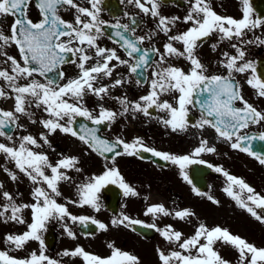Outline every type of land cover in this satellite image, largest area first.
Returning <instances> with one entry per match:
<instances>
[{
  "label": "snow or ice",
  "instance_id": "6c2138e0",
  "mask_svg": "<svg viewBox=\"0 0 264 264\" xmlns=\"http://www.w3.org/2000/svg\"><path fill=\"white\" fill-rule=\"evenodd\" d=\"M100 2L101 0H88L90 7L86 8L79 6L75 0H35L40 19L38 22H33L28 16L33 0H0V17H14L10 34L0 31V57L3 58L0 63L10 65V71L8 68L0 69V80L5 82L13 94L9 96L5 90L0 89V99L14 100L13 110H0V137L13 141V137L6 135L4 129L17 125L16 114L31 117L28 107L34 104L48 117L39 121L45 130V133L39 135V141H42L44 145L49 144L48 136L59 131L77 138L98 155L114 153L113 160L116 156L150 153L153 157L179 166L181 175L187 180L188 177L184 172L186 165L205 163L203 160L192 159L188 155L177 156L157 151L146 146L140 138L133 139L131 143L119 137L109 141L97 134L98 127L89 128L87 125H81L79 132L73 127L76 117H82L96 126L105 123L110 125L118 116L130 113L149 116V110L155 109L157 112L166 114V118H160V123L172 132L184 131L188 127L213 129L231 149L253 156L260 165L264 166V154L254 153L251 147V142L255 139L264 141V133L251 136L245 131L251 125L264 123V112L259 111L244 99L240 85L233 75L251 72L246 83L255 90L257 96L264 98V79L257 75L254 63L246 59L245 46L253 44L264 46V37L254 36L253 39H246L248 33L264 29V18L253 17L250 0H239L242 14L240 19L217 14L212 10L208 0H190V10L184 17L183 23L191 26L177 35H170V33L179 17L168 18L160 15V0H128L129 4H134L145 15L156 18L158 31L162 32L168 40L163 45V53L155 47H152L150 51L144 50L139 47L144 42L143 37L129 39L125 35V33L134 32V28L130 29L129 25L119 22L110 25L113 29H117L112 35L121 42V47L127 56L134 58L132 63L121 59L116 50L98 46L97 40L103 35L101 26L104 24L98 18ZM65 7L75 10V24L67 23L60 17L59 11ZM214 34L218 35L221 42L236 41L231 43L236 55L225 52L224 59L221 61V66L226 69L227 75H207L206 66L196 55V49L200 43ZM174 43L182 45L183 50L175 47ZM11 46L17 49L19 60L5 51ZM212 47L215 50L217 45L214 44ZM89 49L94 50L95 57L99 58L91 67L87 66L93 60V56L88 54ZM150 52L158 55L159 60L151 73L152 78L146 95L140 96L137 102H130L126 98H115L121 105L120 112L100 107L98 115H93L84 106L83 100L86 95L91 94L98 99H104L109 94L110 88L120 87L128 82L126 78L116 79L110 86L96 87L98 77H111L115 68L120 65L127 66L132 74H137L138 70L141 73L146 72L152 66ZM69 56L71 59H68ZM171 57H181L186 60L190 65L189 70L185 71L171 64L164 66ZM65 63L75 64L79 69V75L75 79L67 80L66 83L58 84L55 77L64 79L65 74L58 69ZM37 76L48 77L47 82H41L35 78ZM20 81L25 83L21 84ZM136 83L141 85L139 79ZM170 94H175V104L161 99L162 96ZM195 96H200L202 99L194 100ZM237 103L242 107H237ZM197 106L200 117L195 124L190 125V112ZM32 123L36 121L32 120ZM16 140L19 141L18 146H15V142L11 147L0 143V154L14 162L19 173L26 176L34 185L31 191L33 202L17 205L10 193L6 191L0 193V199L6 201L0 205V218L5 222L13 221L26 225L27 228L22 234L5 236L4 241L13 246L12 250H21L28 242L35 241L39 243V250L31 252L23 259L0 251V264H60L59 260L49 257L45 251L42 237L49 222H61L64 232L73 240L76 236L65 223L66 219L73 223L78 222L85 227L91 223L101 231H107V226L89 217L72 215L65 205L56 200V197L61 196L58 189L59 183L71 179L67 174L68 171H81L75 157L63 158L53 165L49 162L48 156L33 150L42 146L37 138L25 135ZM118 148L123 150L117 151ZM203 152L213 153L215 148L208 146L207 140L201 139L191 156L196 157ZM207 167L226 177L228 186L224 191L238 207L246 210L257 221L264 223V215L260 214L264 212V196L257 193L242 179L225 172L221 167H214L211 164H207ZM46 170H50L51 175L46 174ZM4 171L13 182L18 179L17 175L7 168ZM109 184L118 185L126 197L137 195V192L124 181L117 168L113 166L106 168L100 175L86 178L85 183L76 185L79 199L78 201L69 200L67 203L76 204L78 207L89 206L99 211L98 193ZM244 192L247 193L246 198L241 195ZM196 194L202 195L200 192ZM208 199L214 204L218 203L211 196ZM25 209H30V223L23 218L22 213ZM144 215H151L154 220L160 215L164 217L174 215L175 219L183 221L193 216V213L181 210L173 214L162 205H152L146 209ZM111 223L113 226L122 225L125 228L133 225L153 228L170 245L180 249L168 253L157 249L160 264H229L215 250L218 242L236 250L238 264H264V248H257L219 226L210 229L201 223L192 236L183 238L182 232L176 231L170 225L160 229L155 223L144 224L127 215L113 219ZM107 247L111 250V254L107 257L88 253L81 247H76L72 251L65 250L61 255L80 257L84 264H139V259L135 255L121 251L112 243H109Z\"/></svg>",
  "mask_w": 264,
  "mask_h": 264
},
{
  "label": "flooded vegetation",
  "instance_id": "af4514ba",
  "mask_svg": "<svg viewBox=\"0 0 264 264\" xmlns=\"http://www.w3.org/2000/svg\"><path fill=\"white\" fill-rule=\"evenodd\" d=\"M76 1L79 6L83 7L81 1L86 0ZM102 1L103 0H101L98 5V8L100 13L106 18H99V20L103 22H119L121 24L135 25V31L133 33L138 37L144 38L143 46L158 44L159 41H162L163 45L168 42L167 37L162 32L152 27L154 24L148 21V15L142 13L134 4H129L128 0H119L122 8L120 14L116 16L110 15L107 10L103 8ZM208 3L212 10L221 16L233 17L236 19L241 18V5L239 4V0H208ZM250 4L253 9V17L264 18V0H250ZM160 7V15L168 18L179 17L170 35H177L186 31L187 28L191 26L190 24L183 23L184 17L190 10V0H160ZM67 9L70 10V8ZM63 12L64 8H61L59 15L62 19H65ZM28 16L33 22L40 19V13L35 6V0H33V4L29 9ZM13 20L14 17H0V31L5 34H10V26ZM147 22L151 24V29L146 26ZM152 33H155V35H151ZM254 36L264 37V29L256 30L255 33H248L246 39H253ZM231 43H236V41L229 42L225 40L221 42L218 35L215 34L200 43V46L196 49V55L206 66L207 75H227L226 69L221 66V61L224 59L223 54L225 52L229 55H236L235 49L231 47ZM214 44L217 45L215 50H213L212 47ZM174 46L181 51L183 50V46L180 44L174 43ZM245 51L246 59L254 63L257 69V75L264 79V46L255 44L247 45L245 46ZM125 59H127V56ZM168 64L182 68L185 71H188L190 68L189 63L181 57L169 58L167 64L164 66ZM233 75L235 76V81L240 85L241 94L244 99L259 111L264 112V98L257 96L255 90L246 83L251 72H246L244 74L234 73ZM168 101L175 104V94H170ZM236 106L242 107L239 103H237ZM0 110L4 109L0 106ZM136 115L142 117V119L139 120L141 125L148 126V129L145 131L147 133V141L144 142L146 146L172 155H188L192 159L203 160L205 164L221 167L225 172L242 179L255 189L257 193L264 196V166L260 165L258 160L253 156L231 149L229 144L218 137L213 129L207 127L204 129L188 127L184 131L172 132L171 129L166 128L160 123V118H166L165 113L157 112L154 109L153 113L149 115L151 119L147 121H144L143 114L136 113ZM199 117L200 112L197 106L190 112L189 124H195ZM105 125V128L102 129V135L106 138L115 140L119 137L128 143L133 141L132 135L130 137L128 135H120L121 126L119 121H114L110 125L105 123ZM40 129L41 131H39ZM40 129H38L39 132L35 130L28 132L17 116V125L4 129L6 135H11L13 137V141H8L6 137H0V143H4L11 147L14 146L15 142V146H18L19 141L16 140V138L32 135L37 138L38 142L42 145L41 148L33 150L48 156L51 164L55 165L57 161L66 157H75L79 162L77 166L81 171H68L67 174L71 179L59 183L58 189L61 192V196L56 197V200L58 203L65 205L72 215L77 217H89L107 226V231H101L97 227L92 230L91 223H88V226L85 227L78 222L73 223L66 219L65 223H67L76 236V239L73 240L64 232L61 222H49L47 230L43 233L42 237L45 251L49 257L59 260L60 264H84L80 257H63L61 253L65 250L72 251L76 247H81L88 252L91 247L99 242L112 243L116 248L135 255L138 259L144 258L146 255L157 251V249L165 253L173 250H180L175 245H170L165 241L155 229H153V233L151 234L149 228L141 232L136 226H130L129 228H125L122 225L113 226L111 223L112 220L121 218L122 215H127L131 219L139 220L144 224L155 223L156 227L160 229H164L166 226L170 225L176 231L182 232L183 238H188L194 234L197 227L195 225V221L197 220L192 217H196L197 215L198 218L201 217L203 213L202 208L206 207V209H209L208 207L210 206L221 211L227 217L248 222L249 230L237 233L234 232L233 229L223 228L221 225H212L209 227L219 226L243 239H245L244 234L247 232H255L264 237V223L257 221L246 210L238 207L236 202L224 191L228 186V181L222 173L214 172L212 169L206 166L203 167L201 164L192 163L185 167L184 172L188 177V179L185 180L184 176L181 175L179 166L160 160L152 155L149 159H143L138 155H125L116 156L113 160V155L111 157L98 155L92 152L77 138L65 134L64 137H68L69 141L75 140V143L77 141V150L70 153L67 145L68 142L58 143L57 140L52 139V137L54 138V136L58 134V131L48 136L49 144L44 145L42 141H39V135L45 132L42 131L41 125ZM245 131L251 136H259L260 133H264V123L251 125L249 129ZM201 139L207 140L208 146L214 147L215 152H203L199 156L192 157L191 154L195 148L199 146ZM251 147L254 153L264 154V141L255 139L251 142ZM122 150L121 148L120 151ZM113 166L117 168L124 181L137 192L136 196L126 197L123 194V190L118 185L109 184L98 193L99 211L89 206L78 207L76 204L67 203L69 200L78 201L79 197L76 185L85 183L86 178H90L93 175H100L106 168ZM5 168L17 175L18 179L15 182L5 173ZM191 170L194 171L195 182L191 179ZM46 174L51 175L50 170H46ZM201 183H203L201 188H198ZM0 185H2L0 193L4 191L10 193L14 197V201L17 205L31 204L33 202L31 199V191L34 185L26 176L19 173V170L15 168L14 162L5 159L3 154H0ZM44 187H46V185H44ZM235 190L239 191V189ZM196 192H200L202 195H197ZM241 195L243 198L247 197L246 192ZM209 196L218 203H212L211 200L208 199ZM4 203H6V201L0 199V205ZM152 205H162L167 211L173 214L176 211L188 210V208H190L188 211L192 212L193 216L181 221L175 219L174 215L167 217L160 215L158 219L154 220L151 215H144L146 209ZM257 211L260 212V210ZM260 214L264 215V212H260ZM22 215L26 222H31L30 209H25ZM81 227H83L84 230ZM26 230V225H21L13 221L5 222L0 218V251L8 252L11 256L19 259L26 258L33 251L38 252L39 243L35 241L27 243L31 247L28 252L24 253L17 250H10L5 247L10 246L5 243V236L22 234ZM47 236H49V238L55 236V241L50 242L51 244L46 243L45 238ZM262 241L264 242V239H262ZM215 250L226 261L238 262V258H234L235 254L238 255V253L231 246L218 242L215 245ZM110 254L111 252L94 255L107 257Z\"/></svg>",
  "mask_w": 264,
  "mask_h": 264
},
{
  "label": "rangeland",
  "instance_id": "374dc122",
  "mask_svg": "<svg viewBox=\"0 0 264 264\" xmlns=\"http://www.w3.org/2000/svg\"><path fill=\"white\" fill-rule=\"evenodd\" d=\"M75 2L77 3L76 0H75ZM81 3L83 4V7H86V8L90 7L88 0L81 1ZM159 8H161V7H159ZM63 13H64V17L66 19H68L69 23L75 24L76 12L74 9L69 10L65 7ZM147 17H148V21H151L154 24V26H152V27L157 29V23H158L157 19L153 18L149 15ZM98 18L102 19V18H106V17L103 16L99 11V17ZM146 26H148L150 28L151 24H149L147 22ZM63 39H66V38H63ZM102 42L105 46V47L102 46L103 48L116 50L117 54L121 57V59L125 60L124 53L122 52V50L117 45H115L113 42H111L104 35L99 36V38L97 40V44L99 47H101ZM159 44H161V42H159L158 45ZM158 50L160 53H162L163 46L160 45L158 47ZM5 51L7 52L8 55H12L15 58H17V60H19V55H18V52H17V49L15 48V46H11V47L5 49ZM88 54L93 56V60L90 61L87 65V66L91 67L93 64H95L97 62V60L99 58L95 57L94 50L89 49ZM156 57H157V55H156ZM0 60H3V58L0 57ZM113 63H115V62H113ZM4 68H8V70L10 71V65L0 63V69H4ZM155 68H156V61L148 69L147 81L143 85H138L136 83L135 79L133 78L132 74L128 71L127 66H124V65L117 66L111 77H104V76L98 77L95 86L96 87H100V86H106L107 87V86H110L111 84H113L116 79H125L126 78L128 82L123 84L120 87L110 88L109 94L107 96H105L104 99H98L97 97H95L91 94L86 95L84 100H83L84 106L90 112H92L93 115H98L100 107H104L106 110L120 112L121 111V105L119 104L118 100L115 98H126L130 102H137L139 100L140 96L147 94V92L149 90V84H150V81L152 78L151 73L153 70H155ZM62 70H63V73L65 74V77H64V79L60 80V82L58 84L66 83L67 80L75 79L79 75V69L76 67L75 64H72V63L63 64ZM36 79H39L41 82H45V83L47 82L43 79V77L37 76ZM20 83L23 84V83H25V81H20ZM0 89L5 90L9 96L13 95L11 93V91L7 88V85L5 84V82L3 80H0ZM169 97H170V95H165V96H162L161 99L162 100H168ZM0 106L2 107V109L6 110V111H11L9 109L12 107V110H13L14 100H12V99H0ZM30 110L35 111V113L40 112V109L36 108L34 106V104L28 107V111H30ZM133 116H135V118H133ZM33 117H34V115H32V118ZM18 118L21 120L22 125L24 126V128H26L28 130V132L29 131L32 132V130L38 131V129H40V123H39L40 120H37L38 118L35 120L36 123H32V122L28 123L27 116H24V115H19ZM42 119H44V118H42ZM141 119H142V117L136 115V113L135 114H133V113L126 114L125 116H118L115 121H119V123H120V126H121L120 135H122V136L128 135L129 137L131 135H134L135 138H140L144 142H146L147 141L146 140L147 134L144 131H146L148 129V126L141 125L139 123V120H141ZM143 119H144V121H147V120H150L151 117L150 116H144ZM41 128H42V126H41ZM39 131H41V129ZM42 131L45 132V130L43 128H42ZM135 131H138L139 133L136 134V133H134ZM142 132H143V136L141 135ZM64 136H65V134L60 133L58 131V134L55 135L54 138L52 137V139L57 140L58 143L68 142L67 145L69 147V152L71 153V152L76 151L77 150V141H76V143L74 142L75 140L69 141L68 137H64ZM208 208H209V211H205L201 215L198 225L201 223L206 225L207 227L212 226V225H221L223 228H231L234 230V232H237V233H242L244 231L249 230L248 222H245L242 220H237V219L232 218V217H227L225 214H223L221 211L216 210L214 207L209 206ZM244 238L248 243L253 244L254 246L264 247V242L262 241V239H264V237H262L259 234H256L255 232L245 233ZM108 244H109L108 242H99L96 245H94L93 247H91L88 250V252L94 253V254L111 252V250L107 247ZM5 247L7 249H10V250H12V248H13V246H11V245L5 246ZM30 247H31L30 245L26 244L23 249L17 250V251H19L21 253L28 252ZM139 264H160L157 251L146 255L142 259H139Z\"/></svg>",
  "mask_w": 264,
  "mask_h": 264
},
{
  "label": "water",
  "instance_id": "95a60500",
  "mask_svg": "<svg viewBox=\"0 0 264 264\" xmlns=\"http://www.w3.org/2000/svg\"><path fill=\"white\" fill-rule=\"evenodd\" d=\"M105 30H106V32L108 33L109 36H112V37H114V38L117 39V37H115V36L112 35V33L115 31L114 29H112V32H110V26H108V27L105 28ZM69 58H70V56L68 57V59H69ZM58 71H59V69H58ZM49 76H54V74H49ZM46 78H48V77H46ZM55 79H56V81H57L58 76H56ZM95 127H98V126L95 125ZM92 128H93V127H92ZM74 129L77 130L78 132L80 131L79 129H77V128H75V127H74Z\"/></svg>",
  "mask_w": 264,
  "mask_h": 264
}]
</instances>
